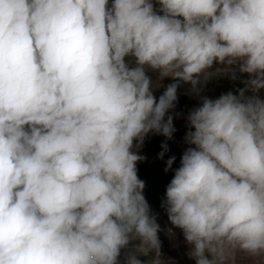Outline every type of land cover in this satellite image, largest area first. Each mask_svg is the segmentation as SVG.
<instances>
[{
	"label": "clouds",
	"instance_id": "9594fccd",
	"mask_svg": "<svg viewBox=\"0 0 264 264\" xmlns=\"http://www.w3.org/2000/svg\"><path fill=\"white\" fill-rule=\"evenodd\" d=\"M157 3L0 0V264H165L133 149L234 65L246 88L189 112L162 207L195 264H264V0Z\"/></svg>",
	"mask_w": 264,
	"mask_h": 264
},
{
	"label": "rangeland",
	"instance_id": "374dc122",
	"mask_svg": "<svg viewBox=\"0 0 264 264\" xmlns=\"http://www.w3.org/2000/svg\"><path fill=\"white\" fill-rule=\"evenodd\" d=\"M152 2L154 8L159 10L160 5L157 3V0H152ZM126 60L134 66V61L131 57H127ZM227 67L229 66L214 63L213 68L209 69V71L215 73L217 68L225 69ZM232 72H235V79L231 78ZM147 74L155 84L158 79V73L148 70ZM248 79V74L240 73L238 67L234 65L231 66L229 71L213 74L206 81L202 77L201 83L197 85L199 89L198 93L192 90L190 83L181 82L177 89L175 108L169 110L167 113V115L173 116V127L175 128L171 139L161 134L150 132L145 136L143 144L139 148L134 147L133 149L138 155L144 157V159L137 163V173L143 172L146 169L153 173L151 186H145L143 195L150 206L151 214L155 215L156 222L160 226L158 236L161 241V259L165 264H195V260L189 258L187 255L190 246L186 243L182 230L175 228L171 224L165 208L162 207V203L166 200V188L174 176V171L180 166V160L185 150L192 146L185 141L187 132L192 130L189 128L187 116L192 109L201 105L204 97L216 99L228 92L239 95V90L246 88L245 81ZM173 82L175 81L170 77L164 78L160 81L161 86L154 89V96L158 99L165 91L167 85ZM253 94L251 90L245 91L246 97ZM255 95L264 99V89H260ZM136 143L138 142L134 141V144ZM164 145H167V151H165ZM161 152H164L163 159L159 155ZM173 156L176 159L173 162L172 168L166 172V161ZM169 229H171V234L169 233ZM153 255L150 254L147 257L141 256L140 259L147 264V261H150ZM122 259L123 256L121 257ZM235 264H255V261L243 253H237Z\"/></svg>",
	"mask_w": 264,
	"mask_h": 264
},
{
	"label": "trees",
	"instance_id": "16d2710c",
	"mask_svg": "<svg viewBox=\"0 0 264 264\" xmlns=\"http://www.w3.org/2000/svg\"><path fill=\"white\" fill-rule=\"evenodd\" d=\"M140 180L144 181L145 186L150 187L153 181V173L149 170L137 173ZM166 195V194H165Z\"/></svg>",
	"mask_w": 264,
	"mask_h": 264
}]
</instances>
